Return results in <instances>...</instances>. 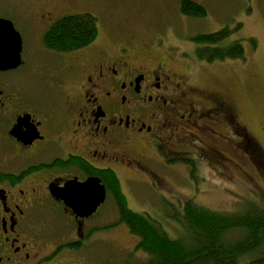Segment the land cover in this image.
<instances>
[{
	"label": "flooded vegetation",
	"instance_id": "flooded-vegetation-1",
	"mask_svg": "<svg viewBox=\"0 0 264 264\" xmlns=\"http://www.w3.org/2000/svg\"><path fill=\"white\" fill-rule=\"evenodd\" d=\"M88 1L0 0V20L13 25L22 47L20 64L0 71V264H105V257L94 259L92 245L112 229L108 203L118 215L109 224L124 223L116 190L124 194L123 169L128 184L145 173L156 188L164 181L150 161L163 167L184 156L220 162L226 156L220 144L262 156L237 105L190 86V64L178 69L187 54L165 46L164 37L111 32L104 43L100 27L77 50L51 49L47 34L66 17L91 13ZM92 179L104 187L105 201L80 216L58 195ZM115 246L119 264H130L137 243L128 252Z\"/></svg>",
	"mask_w": 264,
	"mask_h": 264
},
{
	"label": "rangeland",
	"instance_id": "rangeland-1",
	"mask_svg": "<svg viewBox=\"0 0 264 264\" xmlns=\"http://www.w3.org/2000/svg\"><path fill=\"white\" fill-rule=\"evenodd\" d=\"M180 1H88L90 12L99 19L104 43L110 41V33L114 32L118 37L136 40L162 36L166 39L165 46L178 45L176 52L186 53L184 56L188 58L178 62V69L182 71L186 62L190 64V86L230 98L239 110V121L259 142L263 156H248L237 150L236 145L233 149L228 144H220L219 148L226 154L222 156L225 160L220 162H207L201 156H184L191 160L193 167L184 160L163 167L150 161L147 165L164 181L156 188L145 173L138 184H128L126 179L130 174L123 169V193L128 206L159 220L172 238L181 236L183 231L166 217V201L178 206L193 199L205 208L230 213L264 203V0H191L207 11L205 17L193 21L180 16ZM222 29L232 31L228 43L242 40L246 59L212 63L197 60V44L193 38ZM227 135L237 139L230 131ZM105 215L108 228L112 229L99 232L93 240L94 259L103 262L105 257V264H119L122 255L115 250L118 249L115 243L118 241L119 249L124 247L128 252L140 240L124 223L110 225L118 216L111 203L107 204ZM146 258L144 252L138 251L129 263L139 264Z\"/></svg>",
	"mask_w": 264,
	"mask_h": 264
},
{
	"label": "trees",
	"instance_id": "trees-1",
	"mask_svg": "<svg viewBox=\"0 0 264 264\" xmlns=\"http://www.w3.org/2000/svg\"><path fill=\"white\" fill-rule=\"evenodd\" d=\"M181 12L206 16L205 7L191 0L182 1ZM98 31V19L90 13L66 17L47 34V44L56 51L77 50L93 42ZM231 34L222 29L194 37L198 59L208 63L245 59L242 40L228 43ZM182 160L193 167L190 159ZM117 188L121 220L139 238L136 249L147 255L139 264H264V203L230 213L205 208L193 199L178 206L166 201V217L183 231L172 238L159 220L132 210Z\"/></svg>",
	"mask_w": 264,
	"mask_h": 264
},
{
	"label": "water",
	"instance_id": "water-1",
	"mask_svg": "<svg viewBox=\"0 0 264 264\" xmlns=\"http://www.w3.org/2000/svg\"><path fill=\"white\" fill-rule=\"evenodd\" d=\"M21 50L18 32L11 23L0 20V71L17 67L21 62ZM93 181H88L81 188L67 186L58 196L65 199L67 205L80 216H90L106 197L104 187L94 185Z\"/></svg>",
	"mask_w": 264,
	"mask_h": 264
}]
</instances>
